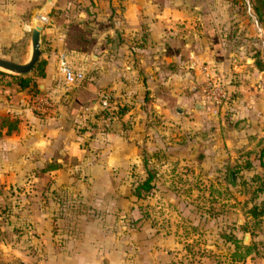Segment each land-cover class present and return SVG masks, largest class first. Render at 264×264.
Returning <instances> with one entry per match:
<instances>
[{"label":"crops","instance_id":"obj_1","mask_svg":"<svg viewBox=\"0 0 264 264\" xmlns=\"http://www.w3.org/2000/svg\"><path fill=\"white\" fill-rule=\"evenodd\" d=\"M46 3L37 9L40 0H0L2 58L28 61L31 28L47 17L39 45L44 74L32 76L55 101L39 113L28 105L38 91L17 89L10 102L8 87L0 88V120H17L9 133L0 127V264H159L157 244L173 238L148 232L144 219L126 237L109 218L139 210L128 185L143 162L148 121L179 119L205 104L191 88L203 60L233 92L220 109L264 133V63L252 46L264 25L252 0H55L47 15ZM21 39L16 56L11 47ZM61 63L82 79L66 84ZM102 90L119 117L108 137H88L83 124ZM261 227L243 236L250 250L242 264H264Z\"/></svg>","mask_w":264,"mask_h":264},{"label":"rangeland","instance_id":"obj_2","mask_svg":"<svg viewBox=\"0 0 264 264\" xmlns=\"http://www.w3.org/2000/svg\"><path fill=\"white\" fill-rule=\"evenodd\" d=\"M45 1L40 0L39 7ZM54 2L49 3L46 15ZM244 9L242 4L238 11L245 12ZM24 45L21 39L11 52L19 56ZM0 70L25 73L3 67ZM198 91L200 99L206 100L202 90ZM207 103H202L201 108L191 105L192 109L179 119L157 115L153 124L148 121L146 129L152 131L144 134L139 146L143 162L127 184L135 196L129 202L139 210L133 214L123 210L120 215L109 216L111 221H119L121 226L114 225L112 229L121 231L123 236L137 229V219H144L148 232L153 228L160 236L173 238L157 244L161 250L157 255L159 264H242L250 250L242 242L243 236L247 239L262 229L263 127L255 129L253 120L251 124L247 117L231 115L229 108L209 107ZM115 112L114 121L119 117V107ZM110 133L111 129L105 136L99 131L87 136L106 138ZM148 174L150 187L139 188L136 196L134 186ZM252 207L259 212H250Z\"/></svg>","mask_w":264,"mask_h":264},{"label":"built area","instance_id":"obj_3","mask_svg":"<svg viewBox=\"0 0 264 264\" xmlns=\"http://www.w3.org/2000/svg\"><path fill=\"white\" fill-rule=\"evenodd\" d=\"M252 44L257 49V53L264 63V31H260L259 34L253 37ZM197 67L200 76L197 81L193 82L191 87L202 90L203 95L211 106L218 107V105L223 104L228 98V90L214 79L206 61L201 60ZM60 71L66 84L79 81L83 77L80 71L73 70L67 63H61ZM28 105L39 113H48L55 107V101L48 93L38 91L31 96ZM115 117L116 112L111 106V96L109 92L102 90L98 93L95 113L87 123L83 124V127L87 133L99 131L105 136L109 134L111 123Z\"/></svg>","mask_w":264,"mask_h":264},{"label":"trees","instance_id":"obj_4","mask_svg":"<svg viewBox=\"0 0 264 264\" xmlns=\"http://www.w3.org/2000/svg\"><path fill=\"white\" fill-rule=\"evenodd\" d=\"M253 9L256 13V16L258 18V21L262 25H264V0H252ZM45 64V59L42 56H39L38 59L34 62L32 68L25 73L17 74V73H10L5 72L3 70H0V88H7V96L8 100L12 102L14 100V92L17 89H21L27 86H30V90L32 92L38 91V88L36 86L35 80L33 79L32 75L35 76H42L44 74L43 68ZM7 76V79H4L3 77ZM13 87V88H12ZM112 109H117V104L111 103ZM118 111V110H117ZM16 119H9V118H2L0 120V127L5 126L4 133H9L12 129L16 128ZM2 131H0V134ZM260 163H262L260 161ZM150 179L151 175H147L141 182L136 184L134 186L133 193L138 196L139 195V188L147 189L150 187ZM250 212L253 214H257L259 211H256L255 207H252L250 209Z\"/></svg>","mask_w":264,"mask_h":264},{"label":"water","instance_id":"obj_5","mask_svg":"<svg viewBox=\"0 0 264 264\" xmlns=\"http://www.w3.org/2000/svg\"><path fill=\"white\" fill-rule=\"evenodd\" d=\"M46 2L51 3L52 0H46L44 3H46ZM40 7H38L37 9H39ZM33 17H36V13L33 14ZM46 18L43 21H46ZM41 26L42 25H40V24H36L31 28L30 40H31V45H32V51H31V54H30L28 61L16 62V61H13L10 59L0 57V67L6 68V69L11 70V71L19 72V73L20 72H26V71L30 70L32 68L34 62L38 59L39 54H40L39 45H40ZM175 110L178 112H181V109L179 107H176Z\"/></svg>","mask_w":264,"mask_h":264},{"label":"bare ground","instance_id":"obj_6","mask_svg":"<svg viewBox=\"0 0 264 264\" xmlns=\"http://www.w3.org/2000/svg\"><path fill=\"white\" fill-rule=\"evenodd\" d=\"M48 5H49V2H47V3L45 4L44 8H47ZM38 20H40V19H38ZM38 24H39V21H38Z\"/></svg>","mask_w":264,"mask_h":264}]
</instances>
